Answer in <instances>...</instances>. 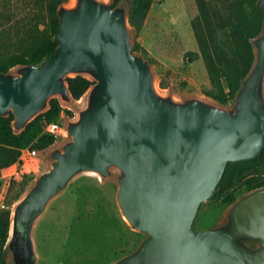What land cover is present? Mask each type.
<instances>
[{
    "label": "water",
    "instance_id": "1",
    "mask_svg": "<svg viewBox=\"0 0 264 264\" xmlns=\"http://www.w3.org/2000/svg\"><path fill=\"white\" fill-rule=\"evenodd\" d=\"M255 6L263 23L249 39L253 60L228 104L160 89L152 63L133 51L127 0L57 6L54 51L0 71V116L12 114L14 133L52 98L72 112L62 139L47 148L49 166L10 209L6 264H37L38 222L82 175L112 181L123 220L143 235L108 264H264V186L236 199L213 226L195 227L226 165L264 149V0ZM74 76L92 82L79 99L67 83Z\"/></svg>",
    "mask_w": 264,
    "mask_h": 264
},
{
    "label": "rangeland",
    "instance_id": "2",
    "mask_svg": "<svg viewBox=\"0 0 264 264\" xmlns=\"http://www.w3.org/2000/svg\"><path fill=\"white\" fill-rule=\"evenodd\" d=\"M0 1L10 2L17 15L31 13L35 8L34 0ZM206 1L211 8L212 21L226 16L228 0ZM198 16L196 0H152L134 41L146 50L144 56L151 59L157 83L159 80L166 83L167 87L161 90H171L176 97L197 94L214 100L206 93L209 89L208 75L198 56L194 36V23ZM219 47L225 51L221 43ZM46 153L47 148L38 155L37 166L32 168L30 176L16 180L10 188L11 181L3 180L4 203L10 209L15 203L13 195L19 189V182H24L25 190L31 180L49 166ZM263 171L264 168L259 169L256 175ZM247 192L236 193V199ZM115 193L116 186L112 181L102 183L92 175H82L71 182L52 201L37 224L34 233L37 264H108L130 252L143 235L127 226L118 209ZM229 205L222 202V197L214 196L201 203L195 227L205 229L213 226Z\"/></svg>",
    "mask_w": 264,
    "mask_h": 264
},
{
    "label": "trees",
    "instance_id": "3",
    "mask_svg": "<svg viewBox=\"0 0 264 264\" xmlns=\"http://www.w3.org/2000/svg\"><path fill=\"white\" fill-rule=\"evenodd\" d=\"M67 0H34V11L17 15L10 2L0 1V71H6L16 64L37 63L48 57L57 45L56 31L59 25L56 8ZM120 0H112L115 5ZM129 4L128 22L135 29L137 36L144 24L152 0H127ZM256 0H228L224 18L212 21L211 8L206 0H196L199 16L194 23V36L209 81L207 95L222 104H228L239 86L240 79L248 71L253 52L249 39L256 36L262 27L263 13L255 6ZM219 35V36H218ZM220 41L217 40L218 37ZM225 47V51L219 44ZM133 51L144 55L146 50L133 42ZM146 57V56H145ZM148 59V58H147ZM151 62V59H148ZM67 83L71 95L79 99L92 83L82 76L68 77ZM161 88L166 83L159 80ZM71 115L72 112L62 107L56 98L50 100L49 108L34 118L21 133H14L11 128L12 114L0 116V192L3 188L1 172L15 163L20 156V149L29 147L44 150L55 142L54 136L42 132L41 119L54 121L60 112ZM264 149L254 159L229 162L214 191V197H222V202L231 204L236 193L250 191L264 186ZM27 176H23L22 178ZM19 181V180H18ZM16 182L11 180L9 188ZM25 184L19 182V189L13 195L16 201L24 191ZM0 208V264H6L4 244L9 230L10 208Z\"/></svg>",
    "mask_w": 264,
    "mask_h": 264
},
{
    "label": "built area",
    "instance_id": "4",
    "mask_svg": "<svg viewBox=\"0 0 264 264\" xmlns=\"http://www.w3.org/2000/svg\"><path fill=\"white\" fill-rule=\"evenodd\" d=\"M64 112L61 111L58 118L54 121H47L45 118L41 119L42 132L54 136L55 142L63 136V117ZM44 150L25 147L20 149V156L18 160L10 166L4 168L1 172V178L5 181L19 180L23 176H30L32 168L37 166V157ZM6 172V173H4ZM4 191L0 192V208L5 209Z\"/></svg>",
    "mask_w": 264,
    "mask_h": 264
},
{
    "label": "flooded vegetation",
    "instance_id": "5",
    "mask_svg": "<svg viewBox=\"0 0 264 264\" xmlns=\"http://www.w3.org/2000/svg\"><path fill=\"white\" fill-rule=\"evenodd\" d=\"M230 230H231V228H230ZM241 237H237V236H235V240H239Z\"/></svg>",
    "mask_w": 264,
    "mask_h": 264
}]
</instances>
